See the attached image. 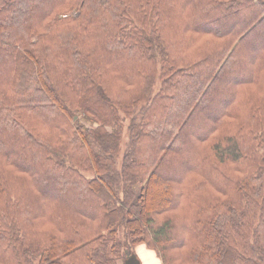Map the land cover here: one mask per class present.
Segmentation results:
<instances>
[{
  "label": "trees",
  "instance_id": "trees-1",
  "mask_svg": "<svg viewBox=\"0 0 264 264\" xmlns=\"http://www.w3.org/2000/svg\"><path fill=\"white\" fill-rule=\"evenodd\" d=\"M260 30L263 0H0V264H264Z\"/></svg>",
  "mask_w": 264,
  "mask_h": 264
},
{
  "label": "rangeland",
  "instance_id": "rangeland-1",
  "mask_svg": "<svg viewBox=\"0 0 264 264\" xmlns=\"http://www.w3.org/2000/svg\"><path fill=\"white\" fill-rule=\"evenodd\" d=\"M230 23L231 22L229 21L227 24H230ZM208 26L214 27V26H218V25H216L215 23H213V24L208 25ZM259 35L264 36V30H260L258 36ZM253 51H258V44H254L253 46H250L248 52L247 53H244V54L250 56ZM240 65H245L246 68L249 67L248 64H247V61H243L242 64H239L238 66H240ZM242 75H245V74H242ZM235 77L236 78L231 77L230 79L226 80V82H227L226 89L224 91L223 90H220V93L221 94H219V98L218 99H217L218 95L213 99L212 102H213V105L216 106V108H218V109H221L222 108L223 103L227 99V92H229L231 90V85H232L231 82L235 81L237 79V77H239V74L235 75ZM210 115H211V117H214L213 114H210ZM196 131L197 132H200L201 131V128H198V129L196 128ZM126 132H127V129L125 131V135L123 136L124 137V142H123V146H122V152H121L120 160L122 159V156H123V153H124V150H125V147H126V143H125L127 141V137H126L127 136V133ZM178 166L179 165H177L175 169L179 168ZM176 173H177V175L179 174V172H177V171H176ZM165 177L166 176L162 175L161 176V180L164 179ZM120 236L123 237V234H121ZM175 236H178V235H175ZM124 261H125V259L124 260H118V262L116 264H124ZM161 264H162V261H161Z\"/></svg>",
  "mask_w": 264,
  "mask_h": 264
},
{
  "label": "clouds",
  "instance_id": "clouds-1",
  "mask_svg": "<svg viewBox=\"0 0 264 264\" xmlns=\"http://www.w3.org/2000/svg\"><path fill=\"white\" fill-rule=\"evenodd\" d=\"M133 252L140 264H161L157 251L148 247L145 243L137 244Z\"/></svg>",
  "mask_w": 264,
  "mask_h": 264
},
{
  "label": "water",
  "instance_id": "water-1",
  "mask_svg": "<svg viewBox=\"0 0 264 264\" xmlns=\"http://www.w3.org/2000/svg\"><path fill=\"white\" fill-rule=\"evenodd\" d=\"M124 264H140L138 258L135 256V254H132L127 257V259L124 261Z\"/></svg>",
  "mask_w": 264,
  "mask_h": 264
}]
</instances>
